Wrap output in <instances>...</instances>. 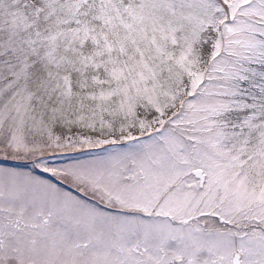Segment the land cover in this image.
Returning a JSON list of instances; mask_svg holds the SVG:
<instances>
[{"label": "snow or ice", "instance_id": "1", "mask_svg": "<svg viewBox=\"0 0 264 264\" xmlns=\"http://www.w3.org/2000/svg\"><path fill=\"white\" fill-rule=\"evenodd\" d=\"M0 264H264V0H0Z\"/></svg>", "mask_w": 264, "mask_h": 264}]
</instances>
